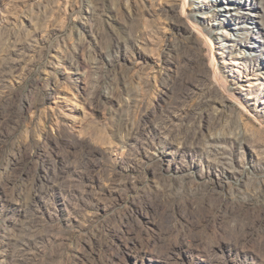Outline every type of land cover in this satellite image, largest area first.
I'll list each match as a JSON object with an SVG mask.
<instances>
[{"label": "rangeland", "instance_id": "374dc122", "mask_svg": "<svg viewBox=\"0 0 264 264\" xmlns=\"http://www.w3.org/2000/svg\"><path fill=\"white\" fill-rule=\"evenodd\" d=\"M0 264H264V0H0Z\"/></svg>", "mask_w": 264, "mask_h": 264}]
</instances>
